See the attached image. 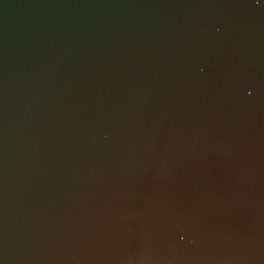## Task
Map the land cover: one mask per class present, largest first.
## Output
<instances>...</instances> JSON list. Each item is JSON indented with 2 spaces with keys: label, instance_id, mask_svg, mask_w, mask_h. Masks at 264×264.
Wrapping results in <instances>:
<instances>
[{
  "label": "water",
  "instance_id": "water-1",
  "mask_svg": "<svg viewBox=\"0 0 264 264\" xmlns=\"http://www.w3.org/2000/svg\"><path fill=\"white\" fill-rule=\"evenodd\" d=\"M0 264H264V0H0Z\"/></svg>",
  "mask_w": 264,
  "mask_h": 264
}]
</instances>
